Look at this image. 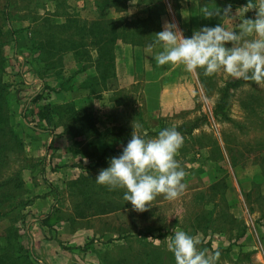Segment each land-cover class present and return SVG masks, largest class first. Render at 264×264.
I'll return each mask as SVG.
<instances>
[{
    "label": "rangeland",
    "instance_id": "374dc122",
    "mask_svg": "<svg viewBox=\"0 0 264 264\" xmlns=\"http://www.w3.org/2000/svg\"><path fill=\"white\" fill-rule=\"evenodd\" d=\"M237 3L239 0H122L118 3L120 11L101 8L100 0H12L10 24L0 21V80L8 86L7 93L0 96V183L19 173L22 188L11 192L13 198L9 192L12 185L0 188V211L5 214L0 218V241L5 242L3 235L17 227V242L28 247L42 264L52 263L54 253L62 256L57 264H176L168 248L174 229L218 248L230 242L236 245L239 232L230 234L229 229L241 228L244 223L247 235L238 244L253 251L257 248L264 258V84L235 79L224 71L206 76L202 69L189 73L182 65L158 66L154 57L163 49L159 45L149 47L165 23L177 25L185 37L217 24L239 31L242 20L255 18L260 0H251L253 6L246 7ZM229 7L231 15L224 14ZM206 12L213 15L206 16ZM61 13L80 23L96 21L105 27L114 20L119 36L124 37L121 29L126 28L127 33L135 31V38L142 43L117 41L113 48L117 59L111 70L99 65L93 70V61H82L87 69L78 72V63L66 55L60 76H41L37 70L33 74L32 67L39 68V64L32 45L44 39L40 33L47 24L65 19ZM90 49L95 59V51ZM103 71L110 72L106 81L99 78ZM237 80L241 84L230 92L228 120L214 118L226 84ZM42 84L59 88L51 98L53 107L58 108L54 129L29 115L31 109H39L31 106L30 100ZM23 103L28 109L21 107ZM202 115L207 122L192 136L183 137L176 157L186 172V190L180 198L168 201L158 196L152 207L141 213L124 201L122 189L114 197L104 196L107 187L98 185L95 177L108 167L112 157L121 154L123 144L131 139L132 126L142 125L140 133L151 139L155 137L148 133L156 132L161 123L169 127L188 125ZM25 124L34 128L28 131ZM86 133L93 136L87 139L93 143L90 147L82 136ZM105 149L115 153L103 156ZM84 155L93 156L89 165L98 160L102 164L87 174L90 180L85 185L73 189L69 183L86 174L83 166L79 168ZM217 182L221 183L218 190L212 189ZM46 193L52 198L41 206ZM85 198L98 203L93 206L105 203L110 208H127L118 209L113 212L118 214L109 218L95 215L89 221L77 222L75 211ZM49 207L69 221L67 234L91 235L86 252L71 248L78 244L77 236L64 242L73 243L71 246L59 245V238H70L65 231H60L61 235L57 232L52 242L44 241L34 219L45 215ZM23 215L25 226L18 223ZM232 215L241 220L230 221ZM208 216L212 220L206 221ZM146 233L152 236L140 239ZM158 234L167 236L153 238ZM47 244L51 252L45 256ZM235 251L237 248L232 254ZM216 253V264L228 261L221 252L207 251L209 256Z\"/></svg>",
    "mask_w": 264,
    "mask_h": 264
},
{
    "label": "clouds",
    "instance_id": "9594fccd",
    "mask_svg": "<svg viewBox=\"0 0 264 264\" xmlns=\"http://www.w3.org/2000/svg\"><path fill=\"white\" fill-rule=\"evenodd\" d=\"M246 6H253L251 0ZM224 14L231 15V7ZM212 15L206 12V16ZM155 45L163 49L154 57L158 66L182 65L189 73L202 69L206 76L224 71L235 79L264 84V0H260L254 19L239 23V31L217 24L185 37L177 25L165 23L149 47ZM132 127L131 139L121 154L108 161V167L99 171L95 182L110 191L124 190V201L142 213L152 207L158 196L174 201L185 192L186 172L176 159L184 138L175 127L166 128L151 139L140 133L142 125ZM198 245L195 237L174 229L168 248L176 264H216L219 253L209 256Z\"/></svg>",
    "mask_w": 264,
    "mask_h": 264
},
{
    "label": "trees",
    "instance_id": "16d2710c",
    "mask_svg": "<svg viewBox=\"0 0 264 264\" xmlns=\"http://www.w3.org/2000/svg\"><path fill=\"white\" fill-rule=\"evenodd\" d=\"M111 1V2H110ZM12 0H0V21H4L7 24H10V18L11 13L9 12V7L11 6ZM122 4V0H100V6L101 8H110L113 7L115 10H122V8H119V4ZM247 1L245 0H239V3H237V6H243L246 7ZM98 4V3H97ZM124 10V9H123ZM66 16L65 19L62 20L59 24H47V28L43 33H40L44 36V39L39 40L37 42H34L32 47L34 49L35 54H37L36 62L39 64V68L32 67L33 74H35L37 71H41V74L46 77H52V76H60L63 70V58L66 55L73 56V60L79 66L80 70L78 72H82L84 69H87V67L82 63V61H93L95 66L99 65V67H103L104 69H113V48L115 46V43L117 41H122L124 43L138 45L140 42L142 43L141 39H136V32L132 31L127 33V29L123 28L121 29V33H123V36H119V31H117L115 27L114 20L109 21V26L105 27L100 22H90L87 23L83 21L80 23L78 19L72 18L70 16H67L66 13H61V16ZM113 21V22H112ZM9 31L12 34L11 27L9 28ZM95 51L96 58L93 59L91 56V49ZM91 59V60H90ZM98 67V66H97ZM97 67H95L97 69ZM37 70V71H36ZM85 71V70H84ZM110 72L103 71L100 73L99 78L101 81H106L108 78ZM23 79L21 78V82ZM95 80L94 76L91 78V81ZM241 84V80L228 82L223 89L221 96L218 100V103L216 104L214 111H213V117L216 119H224L228 120L227 117V109L229 107L228 105V99L229 95L232 89H235L239 87ZM7 84L3 83L2 80H0V96L7 93ZM52 93L54 95H57L59 93V88L57 87H51L48 85H43L40 88V90L34 95V97L30 100L31 106H36L39 109L34 112L32 109L29 113V115L32 117L36 116L37 120H42L45 124V126L49 129L55 128V110H58L55 106L53 107L52 102ZM3 98V97H2ZM24 104V103H23ZM29 105V106H30ZM27 105L24 104L21 105V107H26ZM69 112V111H68ZM207 122V118L205 115H202L201 117L197 118L195 121L191 122L188 125H179L175 128L182 134L183 137L192 136V133L195 130H198L201 128L205 123ZM25 129L28 131H31V128H34V126H28L25 124L23 125ZM171 128L169 126H166L165 124L161 123L159 125V128L156 132H149L148 135L151 137H156L160 131ZM147 138V137H145ZM127 143L125 142L123 145L125 146ZM122 151V150H121ZM120 151V152H121ZM115 152L111 149H105L103 152V156L114 154ZM102 163L98 160L94 165L88 166L87 168H84V172L86 173L78 182L72 181L69 183V187L72 186L73 189L76 187L80 189L81 185H85L87 181L90 180L89 175H87L89 172L96 170ZM221 183L217 182L213 184L212 189H217L218 186ZM8 185H12L10 192V198H13L15 195L11 193L14 191H19L22 188V184L19 180V173H16L13 177L3 181L0 183V188L6 187ZM90 190V188L88 189ZM218 190V189H217ZM118 192L117 190L110 191L108 188L103 189L104 196L110 195L116 196ZM90 193V192H89ZM87 193V195L89 194ZM9 197L7 196V199ZM110 199V198H109ZM9 201V200H8ZM8 201L6 200L5 203ZM95 201V200H94ZM93 200L89 198L82 199L80 201V207L78 211H75L77 215H75V218H85L90 216H97V215H104L109 214L115 211L120 210L122 207H109L108 204L103 203V206H93L92 203ZM22 204V202L18 203V205ZM85 204V207L83 209L81 208V205ZM98 204V203H97ZM25 206V204H23ZM127 208V207H124ZM122 208V209H124ZM5 214H3L0 211V218L4 217ZM25 215H23L21 218H19L18 223L22 224V226L26 225V221L24 220ZM208 220L210 217H207ZM206 220V221H208ZM205 221V222H206ZM62 222V217L58 215V212L50 209L47 214H45L42 218L38 220V225L42 227L48 234L49 238H55L57 235V225ZM17 227H14L13 230H8L6 234H4V240L0 241V264H38L36 258L31 254L28 247H25V245L20 244V242H17L19 237L17 236ZM205 230V229H204ZM203 230V231H204ZM170 235V234H168ZM173 234L170 236L172 237ZM140 236V235H139ZM149 236H152L151 234H144L140 236V239L144 240L148 238ZM167 234H158L153 235V238H163L166 237ZM242 235H237L235 238L239 240ZM120 240V239H117ZM4 243V245L2 244ZM91 243V241L89 242ZM59 245H62L61 241L58 242ZM209 246V243H203L199 242L198 247ZM83 246L80 250L82 252H86V247ZM218 250L214 251L217 252ZM213 252V253H214Z\"/></svg>",
    "mask_w": 264,
    "mask_h": 264
},
{
    "label": "crops",
    "instance_id": "0c3cea01",
    "mask_svg": "<svg viewBox=\"0 0 264 264\" xmlns=\"http://www.w3.org/2000/svg\"><path fill=\"white\" fill-rule=\"evenodd\" d=\"M145 18V17H144ZM92 58H94V57H92ZM115 59H117V57H116V55H114L113 54V60H115ZM96 67V66H95ZM93 68V70H95L96 68ZM79 75H81L82 76V74H79ZM83 75H85V73L83 72ZM83 84H86V83H83ZM95 133H93V134H91V135H94ZM66 135V134H65ZM82 136H83V138L84 139H92L93 138V136H90V133L88 134V133H86V134H82ZM62 139H64V137H62L61 138V141H62V145L64 144V143H66L65 141H63ZM86 143H85V145L86 146H92L93 145V143H89L90 141H85ZM92 158H93V156L92 155H89V156H86V155H84V156H82V160H83V162H82V165H80L79 166V168L80 169H82L83 167L84 168H87L88 166H92V165H89V162H92L93 163V160H92ZM95 164V163H94ZM93 164V165H94ZM83 166V167H82ZM50 198H52V196H51V194H49V193H46V195H44V196H42V198L41 199H43V201H40V203H39V205L41 204V206H43L44 204H47V202L49 201V199ZM30 206H32V205H30ZM29 206V207H30ZM39 207V206H38ZM39 209H42V207H40ZM51 209V207H49L48 209H47V211L44 213V214H47L48 213V211ZM116 212V211H115ZM121 213V212H120ZM115 214H118V212L117 213H109V214H104V215H97V216H95V217H101V218H109L110 216H112V215H115ZM44 215H41L39 218H36V219H34V223H35V225H36V227H37V229H39V230H42V233H43V235H42V237L44 236V241L46 242V243H49V242H52V239H54V238H49V234L42 228V227H40L39 225H38V220L40 219V218H42ZM233 217L231 218L230 216H229V220L230 221H233L234 219H236V220H238V221H240L241 219H240V217L238 216H235V215H232ZM92 217H85V218H74V220H77V222H79V221H89L90 219H91ZM94 218V217H93ZM258 218H260V221L263 219V216H260V217H258ZM210 219H211V217H210ZM209 219V220H210ZM205 220H208V218H206ZM212 220V219H211ZM259 220V219H258ZM260 221H258L259 223H260ZM68 220H62V222L60 223V224H58L57 225V232H59V235H61L60 234V231H65V234H67L68 232H69V230H70V228H69V230L67 229V231H66V228L67 227H69L70 225L68 224ZM245 224L243 223V226L241 227V228H236V229H232V230H230L229 229V232H230V234L231 233H234V232H239V234L238 235H242V233H243V236L240 238V239H243L244 237H246V235H247V232L245 231L246 230V228H245ZM89 232V231H88ZM69 234H70V232H69ZM69 234H67V235H69ZM210 234H213V233H210ZM70 236V238L69 239H61V238H59V240H61V243H62V246H71V244H73V243H71V244H69V245H67L66 243H64V242H69L70 240H72V238L73 237H75V236H77V237H75V238H77V241H78V244H76L75 245V247H71L72 249L73 248H77V250L79 249H81L83 246H85L86 244H87V240H88V237L89 236H91V235H84L83 233L81 234V233H79V234H73V235H69ZM79 236V237H78ZM239 239V240H240ZM74 240V239H73ZM239 240H238V242H236L235 244L236 245H234L233 243H229V245L227 246V247H222V246H218V248L217 247H215V248H217V249H215L211 244L209 245V246H204L203 245V247H198L200 250H207V251H209V252H214V251H216V250H218L217 252H221V253H223V255L224 256H226L227 258H228V261H225V262H223L222 264H264V258H263V256H262V254L261 253H259V251H257L256 252V250H258L257 248H254V251L253 250H251V248H247V247H245V245H243V244H238L239 243ZM40 247H41V245H40ZM43 247V246H42ZM51 246H50V244H47V245H45V247L43 248V252L45 253V256H47V254H49V252H51ZM233 248H237V251H235L233 254H232V252H233ZM256 249V250H255ZM54 258H52L51 260H52V263H50V264H57V263H59V262H61L62 261V256H61V254L60 253H54ZM230 256V257H229ZM38 262V261H37ZM38 264H42V263H38Z\"/></svg>",
    "mask_w": 264,
    "mask_h": 264
}]
</instances>
